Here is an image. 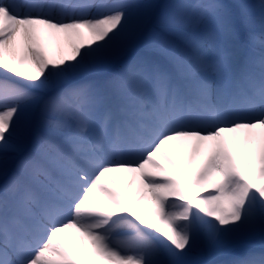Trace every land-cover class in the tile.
I'll return each instance as SVG.
<instances>
[{
  "label": "snow or ice",
  "instance_id": "1",
  "mask_svg": "<svg viewBox=\"0 0 264 264\" xmlns=\"http://www.w3.org/2000/svg\"><path fill=\"white\" fill-rule=\"evenodd\" d=\"M0 70V264H264V0H0Z\"/></svg>",
  "mask_w": 264,
  "mask_h": 264
},
{
  "label": "bare ground",
  "instance_id": "2",
  "mask_svg": "<svg viewBox=\"0 0 264 264\" xmlns=\"http://www.w3.org/2000/svg\"><path fill=\"white\" fill-rule=\"evenodd\" d=\"M51 53V52H50ZM259 131V130H257ZM232 135V134H225ZM240 137V141L243 142L244 135H238ZM212 144L208 143L204 145L199 151L193 153L192 142H186L182 148H173L170 155L172 158L184 169H186L187 175L190 177L194 175L197 170L204 163V160L208 153L211 151ZM229 149L233 152L234 155H241V149L236 147L233 144H229ZM160 160L166 168H169V165L161 158H157ZM191 160V163H189ZM169 171H172L169 168ZM109 187L116 190L122 196H124L129 201L140 197L143 195V189L140 184L138 174H129V173H116L110 174V179L106 181ZM207 192L202 191L198 193V195H206ZM98 203H102L99 198H96Z\"/></svg>",
  "mask_w": 264,
  "mask_h": 264
},
{
  "label": "rangeland",
  "instance_id": "3",
  "mask_svg": "<svg viewBox=\"0 0 264 264\" xmlns=\"http://www.w3.org/2000/svg\"><path fill=\"white\" fill-rule=\"evenodd\" d=\"M108 2H112V0H108ZM95 12V10H93ZM51 54V53H50ZM2 71V70H0ZM235 135H245L243 132L242 133H239V134H235Z\"/></svg>",
  "mask_w": 264,
  "mask_h": 264
}]
</instances>
